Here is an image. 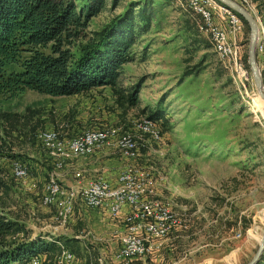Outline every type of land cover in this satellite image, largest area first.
Here are the masks:
<instances>
[{
  "label": "rangeland",
  "instance_id": "obj_1",
  "mask_svg": "<svg viewBox=\"0 0 264 264\" xmlns=\"http://www.w3.org/2000/svg\"><path fill=\"white\" fill-rule=\"evenodd\" d=\"M130 1L107 0L84 34L102 30ZM155 3L151 28L133 45L134 58L123 66L115 86L72 96L31 89L16 96L0 93V113L14 115L2 123L8 152L30 167L22 180L13 174L11 161L4 162L1 172L8 187L0 186V210L26 222L31 235L82 236L73 264H90L107 241L91 224L77 221L75 213L58 224L57 204L42 201L54 159L37 134L54 129L69 138L105 127L120 137H134L139 155L124 158L114 146L105 153L119 157L122 168L139 164L148 174L149 188L157 197L173 200L187 223L170 232L158 261L146 256L132 264H245L264 235V99L245 62L248 79H240L220 59L199 31L187 0ZM247 8L264 24L254 4ZM237 36L244 58L250 27L243 24ZM134 90L139 101L132 105L126 98ZM152 111L164 114V121L156 122L159 139L137 127Z\"/></svg>",
  "mask_w": 264,
  "mask_h": 264
},
{
  "label": "trees",
  "instance_id": "obj_2",
  "mask_svg": "<svg viewBox=\"0 0 264 264\" xmlns=\"http://www.w3.org/2000/svg\"><path fill=\"white\" fill-rule=\"evenodd\" d=\"M237 1L247 8L242 0ZM251 1L264 23V0ZM83 2L0 0V93L16 96L31 89L51 96H72L117 84L123 66L134 58L133 45L151 28L155 0L130 1L123 14L91 37L84 30L91 18L106 8L107 0ZM229 9L249 27L242 15ZM248 59V54L242 55L250 70ZM126 99L136 104L138 92H130ZM12 116L0 113V158L17 157L8 152L2 124ZM163 117L162 111H152L148 118L158 122L164 121ZM0 186L8 187L1 171ZM79 242L75 236L31 235L26 222L0 210V264H29L43 253L47 258L42 264H52L60 243L80 253ZM255 264H264V253Z\"/></svg>",
  "mask_w": 264,
  "mask_h": 264
},
{
  "label": "built area",
  "instance_id": "obj_3",
  "mask_svg": "<svg viewBox=\"0 0 264 264\" xmlns=\"http://www.w3.org/2000/svg\"><path fill=\"white\" fill-rule=\"evenodd\" d=\"M247 7H253L251 0H242ZM189 7L198 17L199 31L213 43L220 59L235 71L240 79H248V71L242 60L241 46L238 34L242 21L219 0H187ZM249 9V8H247ZM257 63L263 81L264 91V24H259V35L256 44ZM227 67V66H226ZM137 127L160 138L157 123L143 119ZM49 155L54 159V169L44 184L42 201L45 204H57L55 219L58 224H66L75 212L76 198L80 196L83 202L91 207H105L113 216H119L125 205L130 209L124 216V230L117 232L119 247L112 258L100 254L90 264H132L159 252L170 232L187 225L183 212L176 209L171 199L157 197L148 186V174L139 164L126 163L120 170L116 182L105 176H97L81 186L66 187L59 171L64 169L68 161L87 156L96 151L114 146L127 159H136L139 155L137 141L131 135L120 137L116 131L108 128L87 129L69 138L62 137L54 129H45L37 134ZM7 160L11 161V169L15 177L25 179L29 176L30 167L20 158H0V171ZM83 172L78 170L77 177ZM186 209V206H182ZM47 254L35 255L29 264H42ZM76 254L69 247L60 243V249L55 255L54 264H73Z\"/></svg>",
  "mask_w": 264,
  "mask_h": 264
},
{
  "label": "crops",
  "instance_id": "obj_4",
  "mask_svg": "<svg viewBox=\"0 0 264 264\" xmlns=\"http://www.w3.org/2000/svg\"><path fill=\"white\" fill-rule=\"evenodd\" d=\"M122 162L123 161L119 160V157L108 156L107 153H105V149L96 151L90 155L76 157L68 161L65 168L59 171L60 179L62 183L69 188H80L85 185L89 179L101 175L115 183L118 174L122 169ZM78 170L83 172L82 177L76 176ZM129 209L130 206L125 205L119 216H113L105 207L91 208L87 206L82 198L78 196L75 202L74 215L76 216L75 218L77 221L83 220V224L86 222L87 226L91 224L94 227V230L104 237L107 244H104L100 254L112 258L114 252L119 247L117 232L121 233L124 230L125 225L123 219ZM71 236L77 237L81 242L82 236L78 234ZM161 255L160 252H157L156 254L151 255V257L154 261H158ZM141 264L148 263L144 261Z\"/></svg>",
  "mask_w": 264,
  "mask_h": 264
},
{
  "label": "water",
  "instance_id": "obj_5",
  "mask_svg": "<svg viewBox=\"0 0 264 264\" xmlns=\"http://www.w3.org/2000/svg\"><path fill=\"white\" fill-rule=\"evenodd\" d=\"M222 4L227 7L233 9L240 15L244 17V19L248 22L250 27V44H249V65L253 75V79L255 81L256 87L259 91V95L262 99H264V91H263V81L261 77V73L259 70V66L257 63V55H256V44L259 35V24L257 18L251 13L249 9L239 3L237 0H219ZM264 252V235L262 241L259 243L258 248L254 256L245 264H255L261 257Z\"/></svg>",
  "mask_w": 264,
  "mask_h": 264
}]
</instances>
